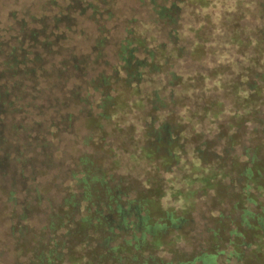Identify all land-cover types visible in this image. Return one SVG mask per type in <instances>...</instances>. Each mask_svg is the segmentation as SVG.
I'll return each instance as SVG.
<instances>
[{
    "label": "trees",
    "instance_id": "trees-1",
    "mask_svg": "<svg viewBox=\"0 0 264 264\" xmlns=\"http://www.w3.org/2000/svg\"><path fill=\"white\" fill-rule=\"evenodd\" d=\"M116 1L0 0V264H264V0Z\"/></svg>",
    "mask_w": 264,
    "mask_h": 264
},
{
    "label": "rangeland",
    "instance_id": "rangeland-1",
    "mask_svg": "<svg viewBox=\"0 0 264 264\" xmlns=\"http://www.w3.org/2000/svg\"><path fill=\"white\" fill-rule=\"evenodd\" d=\"M184 2L180 5V26L178 29V35H183L184 37L194 40L195 36L203 38L204 36L210 35L214 37L216 35H230L234 32L233 21L237 18H246V20L251 21L252 24L257 23L256 17L257 3L259 0H204L199 3L203 4L198 6L187 2L188 0H183ZM116 7L125 6L126 8H132L136 14H144L141 10L136 9L133 0H117ZM167 5V4H165ZM118 14L116 13V16ZM115 16V15H114ZM119 16V15H118ZM192 28L194 31H190ZM210 43H205V51L208 53L207 48ZM222 49V48H221ZM209 55L201 57L203 61L209 59ZM224 59L223 57L220 58ZM187 62H194L192 56L186 57ZM161 207L163 209H168L172 206H179L180 203H173L171 197L167 193L161 200ZM199 207V206H198ZM198 207L196 208L198 210ZM166 259L170 257H165Z\"/></svg>",
    "mask_w": 264,
    "mask_h": 264
}]
</instances>
